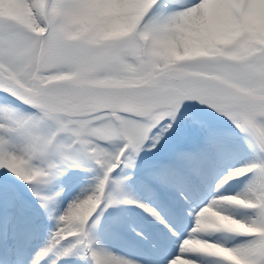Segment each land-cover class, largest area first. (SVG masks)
Listing matches in <instances>:
<instances>
[{
  "label": "snow or ice",
  "instance_id": "snow-or-ice-1",
  "mask_svg": "<svg viewBox=\"0 0 264 264\" xmlns=\"http://www.w3.org/2000/svg\"><path fill=\"white\" fill-rule=\"evenodd\" d=\"M0 264H264V0H0Z\"/></svg>",
  "mask_w": 264,
  "mask_h": 264
}]
</instances>
